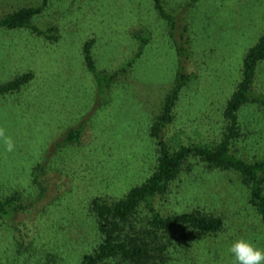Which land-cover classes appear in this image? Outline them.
<instances>
[{
    "label": "rangeland",
    "instance_id": "obj_1",
    "mask_svg": "<svg viewBox=\"0 0 264 264\" xmlns=\"http://www.w3.org/2000/svg\"><path fill=\"white\" fill-rule=\"evenodd\" d=\"M177 10L189 0H163ZM42 0H0V14L37 7ZM187 17L193 40L189 70L198 76L182 95L167 132L172 147L210 146L225 128L223 109L241 77L245 53L264 33V0H203ZM185 16V17H186ZM39 27L57 26L56 41L30 31L0 30V83L26 72L34 79L21 93L0 98V128L15 151L0 144V191L21 190L36 198L31 180L53 144L84 122L80 144L55 152L39 181L44 194L10 227L0 229V264H79L98 242L87 204L93 196L116 199L142 184L155 164L150 137L154 118L173 86L176 54L153 0H52ZM150 32L151 42L132 71L119 79L109 103L94 110L96 84L87 72L84 45L96 39V65L118 70L137 50L133 30ZM264 84V65L258 73ZM251 138L238 147L264 156V116L242 114ZM247 192L232 172L195 167L175 183L163 214L207 209L224 218L225 231L201 239L181 231L174 264H233L228 247L244 238L264 249V222L250 207Z\"/></svg>",
    "mask_w": 264,
    "mask_h": 264
},
{
    "label": "trees",
    "instance_id": "obj_2",
    "mask_svg": "<svg viewBox=\"0 0 264 264\" xmlns=\"http://www.w3.org/2000/svg\"><path fill=\"white\" fill-rule=\"evenodd\" d=\"M51 1L42 0L37 7H21L0 14V30H27L56 41L58 37L49 33L58 32L57 26L43 30L38 24ZM202 1L189 0L187 4L172 11L163 0H153L154 14L164 24L167 41L176 54L173 86L166 94L150 129V137L156 150L155 164L146 180L131 188L124 196L111 200L99 195L88 201V215L94 221L98 242L91 252L81 257L79 264H174L176 252L183 245L181 240L184 237L180 238L179 235L182 234L181 231L196 234L201 239L222 234L226 228L224 218L205 208L167 215L157 208L159 201L168 200L173 186L180 181L183 174L192 173L195 167L234 173L247 192L250 207L264 222V156L249 157L244 152L242 155L238 147L239 144L247 143L252 135V131L247 130L242 114L254 109L255 114L264 116V84L258 82V73L264 65V33L245 53L241 77L233 86L223 109L222 115L226 124L220 140L215 139L210 146L178 147H172L167 140V132L176 121L182 95L198 80V76L189 70L194 52L186 15ZM132 32V38L138 42L137 50L118 70H102L97 67L93 56L95 38H91L84 45L85 67L96 84L95 111L109 103L112 90L116 88L119 79L132 71L152 40L150 32L145 29ZM33 79L34 73L29 71L8 82L0 83V98L21 93ZM84 129V122L68 129L53 144L44 162L33 168L32 183L40 188V194L36 198L19 189L0 191V229L10 227V223L20 214L28 212L40 201L45 187L39 181V176L45 173L55 152L81 143Z\"/></svg>",
    "mask_w": 264,
    "mask_h": 264
},
{
    "label": "clouds",
    "instance_id": "obj_3",
    "mask_svg": "<svg viewBox=\"0 0 264 264\" xmlns=\"http://www.w3.org/2000/svg\"><path fill=\"white\" fill-rule=\"evenodd\" d=\"M0 144L8 153L15 151L16 144L12 137L5 135L4 128H0ZM228 252L233 257V264H264V249L256 247L244 238L233 240Z\"/></svg>",
    "mask_w": 264,
    "mask_h": 264
}]
</instances>
